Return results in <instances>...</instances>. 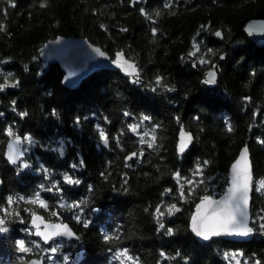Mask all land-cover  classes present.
Wrapping results in <instances>:
<instances>
[{"label":"trees","instance_id":"1","mask_svg":"<svg viewBox=\"0 0 264 264\" xmlns=\"http://www.w3.org/2000/svg\"><path fill=\"white\" fill-rule=\"evenodd\" d=\"M141 1L130 11L129 0H12L16 7L0 0V84L6 77L9 84L18 82L0 91V218L6 219L9 229L0 240V264L39 260L48 249L33 239L29 227L33 212L73 230L76 243H55L60 247L55 258L68 256L70 264H121L116 252L124 249L136 264H231L228 256L233 253H242V260L251 264L257 260L264 264V230L259 228L264 221L258 220L264 215V198L254 190L250 243L217 240L202 245L188 230L204 196L217 200L224 195L228 169L244 146L254 180L264 178V48L253 47L238 26L264 12V0ZM217 31L222 42L213 38ZM57 37L86 39L110 57L130 55L140 67L150 69L144 85L137 88L120 75L105 72L76 91L63 89L59 70L43 71L38 58L44 44ZM194 45L208 52L206 62L226 55L214 89L204 87L188 67ZM198 60L194 57L200 74L204 69ZM169 89L177 95L169 96ZM145 116L149 119L141 123ZM129 125L140 127L133 133ZM181 126L194 139L183 158L175 153ZM9 128L13 136L32 138L34 150L26 159L29 172L3 161ZM100 129L109 138L108 151L100 150ZM152 129L156 141L149 149L140 138ZM58 142L65 146L60 152L54 151ZM131 153H137L136 160L126 166L123 161ZM204 161L209 163L203 174L193 175L196 164ZM65 174L80 183H65ZM176 179L192 181L184 185L182 200ZM37 193L47 209L29 202ZM9 196L12 205L7 204ZM172 204L180 211L167 215ZM157 205L165 212L160 218L164 228L154 215ZM5 209L13 214L6 216ZM16 240L29 247L35 241L41 248L21 254Z\"/></svg>","mask_w":264,"mask_h":264},{"label":"snow or ice","instance_id":"2","mask_svg":"<svg viewBox=\"0 0 264 264\" xmlns=\"http://www.w3.org/2000/svg\"><path fill=\"white\" fill-rule=\"evenodd\" d=\"M132 5H135L136 3H139V0H131ZM42 7L45 5H41ZM170 5L166 4L165 7H169ZM9 7H16V4L12 2V0H9ZM141 14L145 15L147 17V13L143 8L140 9ZM156 15H159V13H156ZM0 30H3V26L0 25ZM122 31H126V29H122ZM156 29L153 28L152 32L153 35L156 34ZM217 37H220L222 34L221 32L217 31L215 33ZM60 41H54V43H59ZM47 47V46H46ZM194 47H196L194 45ZM93 51L98 56H105V53L101 51L99 48H94ZM211 51V49H209ZM189 55H193V53H189ZM114 64L117 65V67L121 68L126 74L130 76L136 77L135 80H133V83H139V75L136 71L135 65L130 63L128 60H126L122 53H117L116 59L113 61ZM201 63H206V61L201 60ZM195 66V65H194ZM213 69L216 68L215 65L212 66ZM70 75H73V73H70ZM8 76H11V73L8 74ZM216 78V71H210L207 74V79H205L203 82L205 84H212L215 82ZM67 79V77L65 78ZM157 85L160 84V77L156 78ZM18 85V82L9 84L7 77L5 78V82L3 84H0V91H3L5 88L8 87H16ZM172 89H169L171 91ZM155 91V89H153ZM247 99V98H245ZM13 104L15 102L13 101ZM15 110V109H13ZM55 115V113H53ZM2 115V113H0ZM20 115L23 117L26 115V113H20ZM125 116L130 115L128 112L124 113ZM106 119V118H105ZM149 118L147 116L143 117V120L141 123H143L144 120H148ZM76 123L79 124L80 120L77 118ZM99 128V126H97ZM129 130L133 133H136L137 129L140 127V125H129ZM231 126H228V131H231ZM7 135L13 136L12 130L9 128L6 130ZM145 137H150V139H145ZM99 138L101 143L107 147L109 144V138L104 132L103 129L99 130ZM193 140V137L191 134L185 132L183 126H181V131L179 135V141L176 146V151L178 154H183L189 147ZM156 136H155V129H152L151 132L145 131L141 138L140 143L141 144H147V147L149 149L153 148L155 145ZM27 142L28 144H31L32 138L29 135H24L22 138L20 136H15L14 139H12L7 144V160L9 163L13 165H17L18 167L28 168L30 165L22 160V157L24 156L25 152L28 151V148H21V144ZM261 143H264V141H261ZM247 147L241 150L240 157L236 160V162L232 165V175H231V186L227 189V192L220 200H214L210 196H204L200 203L197 204V211L195 214H193L191 218V230L195 233L197 237L202 238L203 240H209L211 237L215 236H221V235H227V236H237V237H246L250 235L254 229L252 227H249V216H248V202H249V192L251 190V187L253 184L256 185L255 190L256 191H262L264 190V178L260 180H254L250 168L247 163ZM137 153H131L128 157H126V160L132 159L134 156H136ZM139 155H143V152H141ZM209 162L204 161L202 164L197 163L194 170L193 175H202V169L204 166H206ZM84 162L83 160L80 161V166H83ZM128 166V165H126ZM42 170H43V166ZM72 167H77V165H72ZM46 171V170H45ZM103 175V173H102ZM176 177H179V173L174 174ZM64 181L68 184H79V180H73L70 176L67 174L64 175ZM203 182V181H199ZM186 183L191 184L192 181H186ZM53 188H55V185H53ZM48 191H52V189H47ZM56 191H59L57 188ZM168 189H165V193H167ZM178 191L180 192V196L184 197L185 192L183 189V186H181ZM161 195H164L162 193ZM18 199H24L23 197H19ZM32 204L39 203V206L41 208L47 209V205L45 201L41 200L39 198V193L36 194V197L29 201ZM14 203L13 197L9 196L7 197V204L12 205ZM68 207H78V205H70ZM6 216L12 215L13 213L7 212V209L4 210ZM27 211V209H26ZM145 211H148V209H145ZM180 209L176 207L175 204L169 205L167 207V215H172L173 212H179ZM15 215L19 216V213H15ZM51 215L55 216L57 215L55 212L51 213ZM157 222L159 223V228H164L165 225L160 222V218L165 215V212L161 211V208L159 205H157L154 213ZM73 219L76 220L77 223H82L79 216H74ZM259 221H264V215H261L258 217ZM25 221L21 220V223H24ZM84 226L87 227V222H83ZM31 224L32 227L35 228L34 235L37 237H40L44 244H48L49 241L53 240L54 237L59 236H68L71 237L74 235V233L71 231V229L68 227L67 224L63 223H46L44 218L37 215L36 213L31 214ZM41 225H43V230H41ZM259 228L261 230H264V222L259 224ZM8 227L6 226V219L0 218V233H6L8 232ZM159 230V229H158ZM24 231H28V229H24ZM172 229H167V234H172ZM110 239L109 236L105 235L104 240L105 242H108ZM16 251L21 254H27L29 252H32L33 249H40L41 245L35 241L32 242V246H27L26 242L24 240H16L15 241ZM59 246H50L49 249H45V251H49L53 255L58 252ZM53 255L47 256L45 259L48 261L53 260ZM228 254H226L227 256ZM232 258L235 259L236 256L242 255V253H233L231 254ZM161 256H164V253H161ZM21 260H23V256L20 257ZM69 257L64 256L63 261L64 264H67ZM116 259L120 260L121 264H125V261L130 262V264H136L133 257L129 256L127 253V249L124 250H118L116 252ZM25 264H42L41 260H31L30 262H25ZM236 264H241V261L237 260ZM243 264H251L250 261H243ZM255 264H260V261H255Z\"/></svg>","mask_w":264,"mask_h":264},{"label":"water","instance_id":"3","mask_svg":"<svg viewBox=\"0 0 264 264\" xmlns=\"http://www.w3.org/2000/svg\"><path fill=\"white\" fill-rule=\"evenodd\" d=\"M141 3H142L141 0H139V3L132 5L131 0H129L128 9L130 11H133L135 7H140ZM238 26H239V29L242 31V34L246 37L248 42L253 47H256L258 49L264 48V12L260 11L255 16H253L251 18L243 19L241 22H239ZM213 38L217 42H222V40H223L222 35L220 37H217L214 34ZM57 40H59L60 42L54 43V41H57ZM94 48H98V47L90 44L86 39L76 38V37H57L56 39L51 40V41L47 42L46 44H44V46L38 51V58H39L41 68L43 71H47L51 67H55L59 70L60 74L62 75L61 87L65 90L69 91V92H73V91L78 90L90 78H92L95 75L104 73V72H113V73L117 72L121 76L126 77V78H136L134 76H130V75L126 74L121 68L117 67V65L113 63V61L116 59L117 54L114 55L113 59L111 57H109L107 54H105V56L101 57V56H98L93 51ZM225 61H226V55L221 54L218 57V63L215 64L216 68L213 69V67H211V69L209 71L205 72L202 75L201 84L204 87H207L208 89H214L216 87L218 80H219V76H220V65L223 64ZM210 71H216L215 82L212 84H205L203 81L205 79H207V74ZM70 73H73V75H70ZM66 77H67V79H65ZM137 84L140 85L141 82H139ZM180 131H181V129H180ZM180 131L177 135L176 146H177V143L179 141ZM9 142L10 141H7L5 146H4L3 161L9 167H12V168L18 167L17 165H13V164L9 163L7 160L6 152H7V144ZM193 145H194V139L192 140L188 149L183 154H178L176 151V146H175L176 156L177 157L186 156L188 153H190ZM245 147H247V146H244L242 149H244ZM21 148L23 149V143L21 144ZM100 149L102 151H108L109 144L107 147H105L102 143H100ZM241 150L238 153L235 161L230 165V167L228 169L229 179H228V187L226 188L225 193L227 192V189L231 186L232 165L240 157ZM247 150H248V148H247ZM22 160L23 161L25 160V154L22 157ZM135 160H136V156H134L132 159H128V160H126V157H125L123 163H124V165H128L132 161H135ZM247 163H248V166H249L251 174H252V166H251V162H250L249 152H247ZM1 186H2V183L0 182V189H1ZM252 192H253V190L251 187V190L249 192V202H248L249 227L251 225L250 210H251V202H252ZM225 193H224V195H225ZM222 197H220L217 200H220ZM196 211H197V205L194 208L193 214H195ZM46 223H51V222H46ZM57 223H63V222L58 221ZM63 224H65V223H63ZM29 227H30L31 231L33 232V239L38 240L39 243L43 247H48L52 241L57 242V240H59L61 243H65L67 245H70L72 243H76L78 240L75 233L73 232V230L68 225V227L74 233L73 236H71V237H68V236L54 237L53 240L49 241L48 244H44L40 237H37L34 235L35 228L32 227L31 219H30ZM41 230H43V225H41ZM188 230H189V233L192 235V237L195 239V241L198 244H202V245L203 244H209L210 242L217 241V240L236 244V245H242V244L250 243L253 239L252 234H250L246 237H236V238H231V237H228L227 235H221V236L211 237L209 240H203L202 238L197 237L194 232H192L191 220L189 223ZM2 238H3V233H0V240ZM32 260H36V259H32ZM39 260H41L42 264H44L43 257H41ZM30 261H28V262H30Z\"/></svg>","mask_w":264,"mask_h":264},{"label":"rangeland","instance_id":"4","mask_svg":"<svg viewBox=\"0 0 264 264\" xmlns=\"http://www.w3.org/2000/svg\"><path fill=\"white\" fill-rule=\"evenodd\" d=\"M200 48L198 47V46H196V47H194V46H192V53H193V57H199V60H198V65H200V66H204L205 65V63H201V60H204L205 61V59L207 58V54H208V52L207 51H205V52H200ZM199 55H201L203 58H200V56ZM98 132H99V130H98ZM15 138V136H9L8 135V141H11L12 139H14ZM100 143H101V141H100ZM64 144L62 143V142H58L57 143V145H56V148H58V149H56V150H54V151H57V152H60L62 149H64ZM23 148H28V151L27 152H25V160H24V162H26L27 163V161H26V159H27V157L30 159L31 158V155H32V153H33V150H34V144L33 143H31V144H28L27 142H25V143H23ZM109 148H110V145H109ZM101 150V149H100ZM109 150V149H108ZM175 153H176V151H175ZM184 156H182V157H179V158H183ZM31 160H33V159H31ZM133 162V161H132ZM129 165V164H128ZM14 168H17L18 170H19V172H29L30 170H31V167H28V168H23V167H14ZM176 184L178 185V188H180L181 186H183L184 187V185L185 186H187L188 187V184L186 183V182H183L182 180H180V179H176ZM255 188H256V185L255 184H253L252 185V190H254V193L257 195V196H259V197H262V198H264V190H262V191H256L255 190ZM181 197V196H180ZM182 199H184V197H181V200ZM57 219H59V218H57ZM55 243H61L59 240H57V242H55V241H52L51 242V244L48 246V247H44V248H50V246H55ZM63 244V243H62ZM59 251H60V247H59V249H58V252L57 253H59ZM43 254H42V257H43V260L45 261V260H47V259H45L47 256H49V255H53L52 253H50L49 251H45V250H43V252H42ZM56 256H55V254L53 255V260L52 261H48L47 260V264H64V261H63V257H64V255H61V257L60 258H55ZM229 257V260H230V262H231V264H236V261L237 260H239V261H241V264H243V260H242V258H241V256L240 255H238V256H236V258L235 259H233L232 258V255H229L228 256ZM45 264V263H44ZM67 264H70L69 263V261H67Z\"/></svg>","mask_w":264,"mask_h":264},{"label":"flooded vegetation","instance_id":"5","mask_svg":"<svg viewBox=\"0 0 264 264\" xmlns=\"http://www.w3.org/2000/svg\"><path fill=\"white\" fill-rule=\"evenodd\" d=\"M142 2V1H141ZM141 5H142V3H141ZM115 55V54H114ZM123 56H124V58L126 59V60H128L130 63H132V64H134L135 65V68H136V70H137V73H138V75H139V82H141V84L140 85H138L137 83H133V80H135L136 78H126V77H123V76H121L119 73H117V72H115L114 74H117V77H118V75H120L124 80H127V83L129 84V85H132V86H137V88H140V87H142L143 85H144V78H145V75H146V73L147 72H149L150 71V69H144V66H139V64L136 62V61H134V60H132L131 59V56L130 55H128V56H125L124 54H123ZM110 57V56H109ZM112 59L114 58V56L113 57H111ZM188 67H190V70L195 74V75H197V77L199 78V80L201 81V78H202V75L205 73V72H207V71H209L210 69H211V67L213 66V65H215V64H217L218 62H215V61H213L212 63H210V62H206L205 63V65L202 67L204 70H203V72L202 73H198V72H196V69H197V63L194 61V57L191 55V57H189L188 58ZM195 65V66H194ZM199 67V66H198ZM187 72H189V70L187 71ZM105 73V72H104ZM111 73H113V72H111ZM99 75V74H98ZM96 76V75H95ZM94 77V76H93ZM91 79V78H90ZM87 82V81H86ZM168 91V94H169V96H171V94H172V97H175L176 95H177V93L176 92H174V93H172V92H170L169 90H167Z\"/></svg>","mask_w":264,"mask_h":264},{"label":"bare ground","instance_id":"6","mask_svg":"<svg viewBox=\"0 0 264 264\" xmlns=\"http://www.w3.org/2000/svg\"><path fill=\"white\" fill-rule=\"evenodd\" d=\"M228 237H231V238H236L237 236H228Z\"/></svg>","mask_w":264,"mask_h":264}]
</instances>
